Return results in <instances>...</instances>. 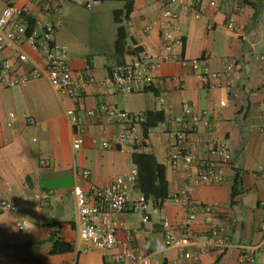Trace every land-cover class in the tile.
Instances as JSON below:
<instances>
[{
	"label": "crops",
	"instance_id": "crops-1",
	"mask_svg": "<svg viewBox=\"0 0 264 264\" xmlns=\"http://www.w3.org/2000/svg\"><path fill=\"white\" fill-rule=\"evenodd\" d=\"M85 1L0 0V10L6 3L14 2L34 20L53 23L56 40L67 47L71 70L82 71L89 65L95 77L78 102L58 95L45 78H35L23 85L0 84V198H25V204L17 211L0 212V264H33L30 253L40 258L42 264H124L113 259L117 248L88 247L77 237L73 186L77 183L86 187L88 180L76 179L73 166L88 168L89 180L98 185H105L136 166V153L100 145L101 139L121 127L106 122L102 113L86 114V109L102 104L149 114L146 136L152 146L150 153L164 165L167 184L163 201L155 202L153 194L146 196L150 203L147 221L141 220L143 213L129 210L112 214L119 240L128 241L149 255V264H187L178 246L157 248L158 241L164 244L161 220L166 217L178 232L199 234L200 238H205L212 226L223 228L228 244L222 248L207 247L199 256L200 264H264L262 248L256 249L253 263L239 259L242 244H258L261 240L260 225L264 220V131L260 129V112L264 109V57L260 56L264 47V0H179L177 22L183 45L178 52L188 57L205 56L212 70H219L228 59H237L239 68L230 73L228 89L222 76L216 80L219 86L206 87L189 66L164 60L153 71L156 77L165 79L163 86H136L128 93L115 92L106 77L112 66L127 61L132 53L146 55L150 60L161 55V32L166 24L162 3L132 0L126 17L124 10L116 11L124 3L117 0L121 3L112 9V22L105 26L97 18L98 8L94 9V4L86 21L68 16L75 5L84 6ZM104 1L93 3L102 5ZM116 12L126 31L119 50L114 47ZM230 16L233 31L226 28ZM20 48L29 59H41L26 42H21ZM6 59L15 68L20 64L13 49L0 50V62ZM22 65L27 67L28 63ZM162 90L166 96L164 105L157 101ZM219 100H224V104H219ZM183 102L190 105L193 113L204 112L184 145L197 158L214 164L220 175L217 182L197 179L195 164L171 165L166 161L169 132L180 126L176 117L182 113ZM67 109L76 114V125H72ZM8 112L15 115L10 126L6 125ZM78 129L84 131V136L81 146L74 149L73 133ZM198 135L226 143L231 160L220 162L209 145L195 144ZM92 136L98 141L92 143ZM236 173L240 183L232 195ZM43 191L48 192L46 199L34 197V193ZM131 191L141 192L137 180ZM171 193L182 195V199L172 200L168 197ZM198 201L216 203L215 212L210 215ZM34 208L35 215H30ZM190 214L194 217L190 218ZM22 218L27 219V225L18 229L17 222ZM55 237L72 242L73 250L49 253ZM84 247L88 249L82 252Z\"/></svg>",
	"mask_w": 264,
	"mask_h": 264
},
{
	"label": "built area",
	"instance_id": "built-area-1",
	"mask_svg": "<svg viewBox=\"0 0 264 264\" xmlns=\"http://www.w3.org/2000/svg\"><path fill=\"white\" fill-rule=\"evenodd\" d=\"M98 0H86L85 7H90ZM162 3V17L166 24L161 32L163 42V52L155 60H150L146 55L132 53L129 59L123 63L116 64L110 68L106 77V82L118 93H128L136 86L145 87L153 84L163 86L165 79L156 77L153 71L164 60H175L183 66H189L196 74L201 83L206 87H216L220 83L216 80L220 76L225 78V89L229 88V75L233 70L239 68L237 59L226 60L219 70H212L206 63L205 56L188 57L180 55L178 48L183 45V36L177 22V7L179 0H160ZM264 16V2L261 10ZM27 11L24 7L14 3H6L0 10V50L13 49L16 58L20 62L17 68L11 61L2 60L0 62V84L4 86L23 85L35 78H45L54 92L58 95H65L73 102H78L87 84L95 81L89 65L84 70L74 72L67 62V47L58 42L55 37V26L51 22H40L34 20L31 28L27 25ZM211 27V24H208ZM226 28L233 31L234 21L230 16L226 21ZM21 42H26L36 50L41 59L33 60L21 50ZM264 57V47L260 54ZM28 63L27 67L21 64ZM165 91L157 94V101L160 105L166 102ZM219 104H224V100H219ZM66 113L71 115L72 125H76L77 116L72 109H67ZM103 114L106 122L119 124L120 129L112 135L99 141L102 147L114 146L117 150L133 153H150L151 143L142 131L143 124L148 119L146 111H129L121 109L115 105L102 104L96 109H86V114ZM204 112L193 113L187 102L182 103V113L176 118L180 121V126L173 128L169 132L171 142L167 147L166 161L171 164L183 162L186 165H196L195 177L199 180L217 182L220 175L217 173L213 163L201 160L185 147V141L191 130L196 129L194 125L201 120ZM15 115L8 112L6 125L10 126ZM260 129L264 131V109L260 112ZM208 129L211 125L205 121ZM83 130L78 129L73 133L72 147L78 149L83 140ZM92 143L97 142L96 137L90 138ZM195 144H207L212 153H215L220 162L231 160V151L226 143H222L216 137L198 135L194 139ZM75 178L88 180L87 186L82 187L74 184L75 195V222L78 240L94 248H117L113 254L115 261H122L124 264H149L150 256L141 253L134 245L128 241L119 240L115 234L112 224V214L121 213L126 210L135 213H143L141 220L147 221V210L149 201L142 192L132 193V188L137 180V168L133 165L125 174L113 177L107 184L98 185L89 180L90 170L73 166ZM34 197L46 199L48 192H36ZM169 198L175 201L182 199V195L171 193ZM25 204V198H0V212H15ZM204 210L210 215L215 212L216 203H201ZM36 208L29 214L35 215ZM190 218L194 214H190ZM27 225V219L22 218L17 222L18 229H23ZM262 237L258 244H242L240 246L239 259L244 262L253 263L256 249L264 250V220L261 222ZM163 242L165 246H178L181 257L187 259V264H200L199 256L207 247L222 248L228 244L222 227L212 226L205 235L200 238L199 234L188 235L180 233L164 217L161 220ZM88 247L81 249L86 251Z\"/></svg>",
	"mask_w": 264,
	"mask_h": 264
},
{
	"label": "trees",
	"instance_id": "trees-1",
	"mask_svg": "<svg viewBox=\"0 0 264 264\" xmlns=\"http://www.w3.org/2000/svg\"><path fill=\"white\" fill-rule=\"evenodd\" d=\"M104 1V0H98ZM123 6L118 13L125 11V16L127 17L132 6V0H123ZM114 14V21L117 23L116 27V37L114 39V47L119 50V47L123 46L126 38V31L124 26L121 24V19L118 13ZM27 25L31 28L34 19L27 15ZM132 52V50H131ZM149 124V114L147 121L143 124V133L146 135L147 128ZM134 162L137 166V185L138 188L145 196L148 194H153V199L155 202H161L167 197V184L164 177V165L157 162L155 157L151 153H136L133 154ZM238 173L235 174L233 185H232V195L235 193L239 186ZM55 235V234H54ZM73 243L69 241H64L59 237H55L52 242V246L49 253H62L73 250ZM29 259L33 264H42V260L33 254H29Z\"/></svg>",
	"mask_w": 264,
	"mask_h": 264
},
{
	"label": "rangeland",
	"instance_id": "rangeland-1",
	"mask_svg": "<svg viewBox=\"0 0 264 264\" xmlns=\"http://www.w3.org/2000/svg\"><path fill=\"white\" fill-rule=\"evenodd\" d=\"M120 3L121 2H119L117 0H106L103 2L102 5H99L97 3H92L91 5L94 4V9H95V7L98 8L97 18L99 20H102L104 22V25L107 26L108 24L110 25L112 22V17H113L112 9L114 7H117L118 4H120ZM84 6H82L80 4L75 5V9H72L69 12L68 16L70 17L72 15V17H74L75 20H85L86 21L88 19L87 14H88L90 7L85 8Z\"/></svg>",
	"mask_w": 264,
	"mask_h": 264
},
{
	"label": "clouds",
	"instance_id": "clouds-1",
	"mask_svg": "<svg viewBox=\"0 0 264 264\" xmlns=\"http://www.w3.org/2000/svg\"><path fill=\"white\" fill-rule=\"evenodd\" d=\"M157 248H158V250H163V248H164V244L162 243V242H157Z\"/></svg>",
	"mask_w": 264,
	"mask_h": 264
}]
</instances>
